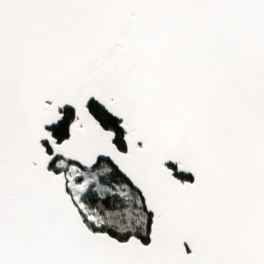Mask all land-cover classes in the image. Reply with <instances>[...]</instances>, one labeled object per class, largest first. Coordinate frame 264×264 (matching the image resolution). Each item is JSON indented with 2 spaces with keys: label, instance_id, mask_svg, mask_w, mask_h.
<instances>
[{
  "label": "snow or ice",
  "instance_id": "snow-or-ice-1",
  "mask_svg": "<svg viewBox=\"0 0 264 264\" xmlns=\"http://www.w3.org/2000/svg\"><path fill=\"white\" fill-rule=\"evenodd\" d=\"M0 264H264V0H0Z\"/></svg>",
  "mask_w": 264,
  "mask_h": 264
}]
</instances>
